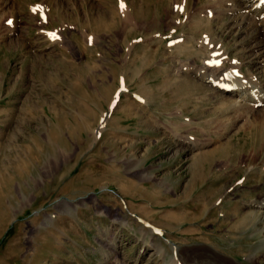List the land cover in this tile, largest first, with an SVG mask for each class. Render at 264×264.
<instances>
[{
	"label": "rangeland",
	"instance_id": "374dc122",
	"mask_svg": "<svg viewBox=\"0 0 264 264\" xmlns=\"http://www.w3.org/2000/svg\"><path fill=\"white\" fill-rule=\"evenodd\" d=\"M109 1L0 5V264H264V145L203 79L264 56L207 0Z\"/></svg>",
	"mask_w": 264,
	"mask_h": 264
},
{
	"label": "bare ground",
	"instance_id": "6f19581e",
	"mask_svg": "<svg viewBox=\"0 0 264 264\" xmlns=\"http://www.w3.org/2000/svg\"><path fill=\"white\" fill-rule=\"evenodd\" d=\"M207 1H208V4H206L205 7H208L207 9H209V6H210V10H211L210 12L213 13L212 19H216V20L218 19L221 21L226 16H227V18L231 17V18H229V20L233 23V28L236 31V34L247 33V34H245V38L243 39L244 40L243 45L247 46L246 50L248 53H250L251 58L256 59V58H260L261 56H264V0H207ZM109 2H110L109 0H103V6L108 5ZM2 3L6 4V3H8V0H0V5ZM135 5H136V3H135ZM116 6H118V10L116 12L119 11V14H120V15H118V16H120L119 17L120 22L119 21L118 22L120 24H123V26H125V27H127V26L132 27V25L137 27L136 24L140 23L139 18L141 17V15L139 13H137V14L134 13L136 16V18H135V16H133V14L130 13V11H128L129 9H127V3L125 2V0H122L118 3H116ZM136 9L137 8H135V10ZM131 11H132V9H131ZM210 12H209V14H210ZM105 13L106 12H104L102 14L104 17L107 16ZM0 14H1L0 18L2 19L4 17V13L1 12ZM194 17H195V15H194ZM212 19H210V17H208L207 20L203 19L200 22H205L207 24H210L213 21ZM207 26H209V25H207ZM216 52H218V51H216ZM224 56H226L225 52L221 56L217 55L216 56L217 59L215 58V56L212 58V60L214 62L220 61V62L216 63V65L218 64L219 67L216 66L215 64L213 65L212 63L209 64V66L212 65V67L214 69H211L212 67L208 68V69H210L209 70L210 74L209 73L207 75L205 74L203 76V79L205 78L204 79L205 82H208L210 84L211 88L214 89L215 94L222 97V102L220 103L221 105L224 103L222 106L225 107V103H227L229 101L231 103V104L229 103L230 105L228 107L230 112H233V113L235 112L238 114V116H239V113L241 116L242 115L249 116L245 120L244 126L249 127L251 132L254 131V135L256 136V142L258 144L264 145V112H263L264 110L263 111L260 110L262 112V113L260 112L262 115H259L260 116L259 118L258 117H256V118L254 117V119L252 118V115H254V113H257V111H259L258 110L259 106L264 105V79L263 80L260 79V82H258L255 75L252 74L251 72L248 76L244 75L242 70H241V67L237 61H233L232 63L234 65L236 64L238 68L231 64L230 72L227 71L230 68H227L226 63H223L220 59V57H224ZM222 59H224V58H222ZM225 59H227V58H225ZM250 62H255V61L252 59ZM262 63H264V61H262ZM233 66H234V68H233ZM263 78H264V75H263ZM221 109H223V107ZM236 117H237V115H236ZM245 130H247V129H245ZM198 149H203V147L198 146ZM260 150H261V148H258L256 150V153ZM263 174H264V169H263ZM258 204L259 205L257 206V208L264 207V199L262 201H260ZM222 219H223V221L220 222L221 224L228 222V220H227L228 218L226 215L223 216ZM233 223L231 224L233 226L232 228H234ZM237 223H238L236 225L238 228L236 230V231H238L237 234H241V235L246 236V234L248 235V232H250V231H253L254 232L253 234L262 233L263 237L259 240V242H262V244L264 245V214H262L259 210H257L254 213H250L249 215H247L246 218H244L243 220H241L240 222H237ZM234 230L235 229H231L230 233H232V234L235 233ZM245 238L247 239V237H245ZM262 249H261V251H263ZM261 251H260V253H261ZM157 254L159 256L162 255L163 249L159 250L157 252ZM255 256L257 257V255H255ZM252 258H254V257H252ZM252 258L250 260H252ZM180 259H182V256L179 255L176 259H174V261L171 264H182L183 262L181 263ZM226 261H227V264H240L236 260L230 259V258H227ZM194 262H196V261H194L193 257H190V258L188 257V264H191Z\"/></svg>",
	"mask_w": 264,
	"mask_h": 264
},
{
	"label": "snow or ice",
	"instance_id": "6c2138e0",
	"mask_svg": "<svg viewBox=\"0 0 264 264\" xmlns=\"http://www.w3.org/2000/svg\"><path fill=\"white\" fill-rule=\"evenodd\" d=\"M8 23H9V24H11L12 22H11V21H9Z\"/></svg>",
	"mask_w": 264,
	"mask_h": 264
}]
</instances>
